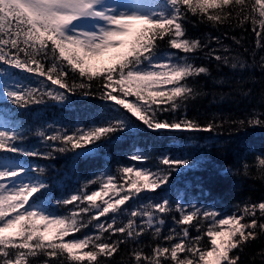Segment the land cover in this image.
Returning a JSON list of instances; mask_svg holds the SVG:
<instances>
[{
	"label": "snow or ice",
	"instance_id": "6c2138e0",
	"mask_svg": "<svg viewBox=\"0 0 264 264\" xmlns=\"http://www.w3.org/2000/svg\"><path fill=\"white\" fill-rule=\"evenodd\" d=\"M188 13L213 26L234 22L235 27L247 30L250 23L256 37L251 63L223 45L207 55L234 71L258 67L264 72V55L255 59L256 49L264 50V0H0V64L7 66L0 68V95L20 108L44 104L45 98L66 105L74 96L108 104L88 125L50 135L40 131L38 136L50 149L43 153L20 146L21 133L0 120V264H109L100 258L113 257L120 245L130 242L136 245L130 252L134 264H241L246 244L264 235V200L246 201L231 214L179 201L173 208L167 197L160 201L147 197V203L134 209L122 207L142 191L160 189L173 172L197 167L190 156L160 153L155 169L123 165L117 168L119 176L94 174L74 192L55 200L57 208L65 209L61 213L50 210L49 185L41 178L45 168L14 165L6 155L53 159L55 153H71L79 163L117 133H217L223 122L201 123L186 115L187 103L205 94L189 79L211 75L207 66L194 62V54L208 45L186 35ZM212 39L219 43L218 37ZM232 39L241 44V39ZM162 40L177 51H161L158 41ZM9 68L43 79L37 86H21L18 81L9 86ZM231 124L235 132L264 128V114L254 110ZM129 159L143 164L151 157L133 151ZM251 167L264 181V153L256 155L252 166L245 160L244 175ZM133 174L136 178L128 184L130 190L121 195L118 181ZM93 185L98 190L89 191ZM112 191L115 197L109 195ZM173 212L179 213V219L175 215L172 219L181 227L162 237L166 245L156 243L145 254L139 238L152 230L153 238L160 240L163 216ZM101 217L108 219L102 222ZM193 227L197 234L190 236ZM88 228L93 231H83ZM50 230L53 235L48 239ZM258 255L264 257V249Z\"/></svg>",
	"mask_w": 264,
	"mask_h": 264
},
{
	"label": "trees",
	"instance_id": "16d2710c",
	"mask_svg": "<svg viewBox=\"0 0 264 264\" xmlns=\"http://www.w3.org/2000/svg\"><path fill=\"white\" fill-rule=\"evenodd\" d=\"M184 26L189 38H198L208 45L203 51L194 54V62L197 65L207 66L211 72L207 77L202 75L195 80L189 79V83L205 94L187 103L186 115L201 123L215 119L218 123L223 122V126L217 133L167 132L165 134L143 130L131 134L117 133L110 143L99 150H94L89 159L81 160L79 163L71 153H55L53 159L6 154L12 157L11 163L14 165H22L25 168L40 165L45 168L46 171L41 178L49 185V199L52 200L50 210L64 212V208L56 207L55 200L69 192H74L84 181L93 178L94 174L112 172L119 176L117 168L123 165L155 169L156 156L160 153H167L170 156H190L195 158L197 167L173 172L167 184L152 192L157 201L167 197L172 201L173 207L175 202L179 201L184 204L214 208L222 214H231L237 210L238 205L246 201L264 200V181L258 178L255 168L251 167L248 175H244L242 169L245 160L252 166L256 155L264 153V128H248L246 132H235L231 124V121L246 119L254 110L258 114H264V72L258 67L234 71L218 64L215 59L207 55L210 50H219L223 45L231 50L232 55L239 54L242 59L251 63V52L255 49L256 40L252 26L250 23L246 24L247 30L235 27L234 22L232 25L225 23L213 26L211 23H201L199 18L191 13H188ZM213 37H218L219 43L214 41ZM232 37L241 39V44L237 45ZM158 46L161 51H177L171 49L166 40L158 41ZM245 49H248V52H245ZM256 52L255 59L258 61L259 57L264 55V50L256 49ZM4 67L7 66L0 64V68ZM8 71L11 73V76L6 77L9 86L16 81L21 86H37L39 80L43 79L18 69L9 68ZM252 77L256 78L255 81L251 79ZM46 83L50 84L47 81ZM95 89L96 83L93 82V91ZM248 89H251L250 94L243 96L242 92ZM45 101L44 104L20 108L0 95V116L10 127L21 133L23 140L20 146L41 153L50 149L38 136L40 131L50 135L53 132L72 129L74 126L88 125L108 107L105 102L92 97L74 96L66 105L57 104L47 98ZM180 114L184 115L185 112L182 110ZM164 116L168 117L169 114L165 113ZM133 151H143L151 159L143 164L133 161L129 159V154ZM71 207L72 205L67 206V208ZM202 227L205 230L207 228L204 224ZM83 231L92 232L93 229L88 228ZM196 234V229L190 228V236ZM74 235L80 236L81 233ZM107 235L105 233V236ZM117 238L118 236L112 237V239ZM203 239L207 242L208 238L205 236ZM156 243L163 244L161 240L153 238L152 230H148L139 238V247L145 254H150L151 248ZM135 246L131 242L122 244L113 257L100 259L102 261L107 259L109 264H134L130 252ZM261 249H264V235L246 244L241 253V264H264V257L258 255ZM166 264H170V261Z\"/></svg>",
	"mask_w": 264,
	"mask_h": 264
},
{
	"label": "rangeland",
	"instance_id": "374dc122",
	"mask_svg": "<svg viewBox=\"0 0 264 264\" xmlns=\"http://www.w3.org/2000/svg\"><path fill=\"white\" fill-rule=\"evenodd\" d=\"M122 39L129 40V39H131V37H122ZM96 66L99 67L100 65L97 64ZM128 99L134 100L135 98L134 97H129ZM0 120H3L5 123H7L5 121V119L3 117H1V116H0ZM134 178H136V177L133 174L132 176H124L122 179H120L118 181L117 191H120L121 195H123L125 192L129 191L130 189L128 188V184L131 182V179H134ZM139 179L143 180V177H141ZM120 185H123L122 189L120 188ZM91 190H98V186H95L94 188L89 189V191H91ZM109 195L115 197L116 192L112 191V192L109 193ZM147 197H152L155 201H157L155 199V195L152 192L142 191L140 194H138V198L136 196H133V198H131L128 202H126V204L124 206H122V207H127L129 209L137 208V207L141 206L142 204H145V203L148 202ZM105 198H107V197H105ZM182 204H184V203H182ZM186 205H194V204H186ZM204 208H208V207H204ZM173 215H175L176 218L179 219V213H176V212H173L171 214H167V215L163 216V218L165 220V224L162 226V232H161V239L160 240L165 245L167 244V242L163 241L162 237L168 235L169 231L172 228L175 227L177 230H179V228L181 227V226L175 224V221L172 219ZM100 219L103 222L105 219H108V217H101ZM121 219H125V222H126V218L125 217H121ZM136 219H137V223H139L141 218L137 217ZM203 224L206 225V227L208 226L207 222H204ZM52 235H53V232L50 230L49 232L46 233V238L51 239ZM70 238H71V236L66 237L65 239L67 240V239H70ZM217 240L219 241V237L217 238ZM204 242H205V240H204Z\"/></svg>",
	"mask_w": 264,
	"mask_h": 264
}]
</instances>
